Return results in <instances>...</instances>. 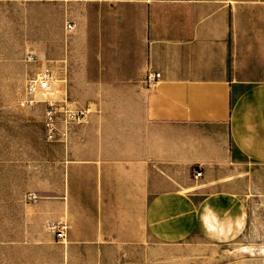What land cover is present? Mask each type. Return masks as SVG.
<instances>
[{
  "label": "crops",
  "instance_id": "0c3cea01",
  "mask_svg": "<svg viewBox=\"0 0 264 264\" xmlns=\"http://www.w3.org/2000/svg\"><path fill=\"white\" fill-rule=\"evenodd\" d=\"M75 5L54 98L89 111L57 122L62 168L41 204L66 224L55 264H140L246 230L259 239L264 0ZM147 70L160 73L154 86Z\"/></svg>",
  "mask_w": 264,
  "mask_h": 264
},
{
  "label": "rangeland",
  "instance_id": "374dc122",
  "mask_svg": "<svg viewBox=\"0 0 264 264\" xmlns=\"http://www.w3.org/2000/svg\"><path fill=\"white\" fill-rule=\"evenodd\" d=\"M78 2L0 0V264H55L58 259L49 226L59 218L50 217L41 204L62 168L61 148L46 138L44 105L22 108L18 99L37 66L26 62L27 53L39 62L67 57L72 35L67 25ZM260 210L259 239L246 230V239L216 246L201 240L195 248L168 249L140 264H264V251L258 250L264 249L263 205ZM128 263L138 264L122 262Z\"/></svg>",
  "mask_w": 264,
  "mask_h": 264
},
{
  "label": "built area",
  "instance_id": "2783aa9c",
  "mask_svg": "<svg viewBox=\"0 0 264 264\" xmlns=\"http://www.w3.org/2000/svg\"><path fill=\"white\" fill-rule=\"evenodd\" d=\"M67 28L72 29V24H68ZM26 62L37 64V66L25 82L23 92L18 99V105L22 108H33L38 103H42L44 105L43 125L46 138L48 141H56L57 122L60 117L66 124L80 122L89 109L73 111L69 110L66 105H59L61 102L54 98L58 94V90L56 89L57 71L53 61L39 62L35 55L27 53ZM159 77L160 73L147 70L145 83L149 87L154 86ZM201 174V171L197 170L194 172V178H199ZM30 199L35 201L37 197L32 195ZM49 229L59 241L66 240V224L63 222L52 223Z\"/></svg>",
  "mask_w": 264,
  "mask_h": 264
},
{
  "label": "bare ground",
  "instance_id": "6f19581e",
  "mask_svg": "<svg viewBox=\"0 0 264 264\" xmlns=\"http://www.w3.org/2000/svg\"><path fill=\"white\" fill-rule=\"evenodd\" d=\"M261 250L264 251V249H260V251H261ZM249 251H253V250H249ZM244 252H248V250L245 249Z\"/></svg>",
  "mask_w": 264,
  "mask_h": 264
}]
</instances>
